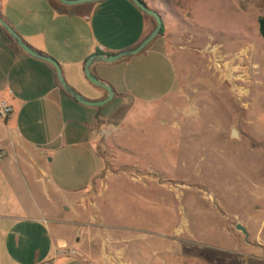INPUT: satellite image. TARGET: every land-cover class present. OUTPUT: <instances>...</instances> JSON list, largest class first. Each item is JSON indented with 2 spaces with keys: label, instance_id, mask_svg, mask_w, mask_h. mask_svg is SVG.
<instances>
[{
  "label": "rangeland",
  "instance_id": "obj_1",
  "mask_svg": "<svg viewBox=\"0 0 264 264\" xmlns=\"http://www.w3.org/2000/svg\"><path fill=\"white\" fill-rule=\"evenodd\" d=\"M143 1L165 21L178 89L115 116L97 145L104 170L78 205L95 258L71 249L98 264H264L260 3Z\"/></svg>",
  "mask_w": 264,
  "mask_h": 264
},
{
  "label": "crops",
  "instance_id": "obj_2",
  "mask_svg": "<svg viewBox=\"0 0 264 264\" xmlns=\"http://www.w3.org/2000/svg\"><path fill=\"white\" fill-rule=\"evenodd\" d=\"M255 1L264 45V0ZM0 16L27 46L54 59L68 86L91 102L108 93L87 80V61L97 50L108 56L134 49L153 28L130 0L77 6L0 0ZM169 47L157 38L136 57L93 65L92 73L115 97L103 108H89L63 91L51 64L17 49L0 26V101L13 108L9 119H0V264H88L65 255L64 247L95 258L79 234L85 223L78 205L84 206L104 170L97 145L114 136V118L124 107L176 93ZM114 230L143 233L130 226Z\"/></svg>",
  "mask_w": 264,
  "mask_h": 264
},
{
  "label": "water",
  "instance_id": "obj_3",
  "mask_svg": "<svg viewBox=\"0 0 264 264\" xmlns=\"http://www.w3.org/2000/svg\"><path fill=\"white\" fill-rule=\"evenodd\" d=\"M61 4L65 6H77L81 4H88V3H99L103 0H58ZM143 14L146 16L152 17L155 22L156 26L154 30L150 33V35L136 48L130 49L118 54L113 55H94L91 57L86 65H85V76L87 80L94 85L95 87L101 88L105 90L108 93V96L106 99L99 101V102H91L85 98H83L81 95L76 93L74 90H72L68 84L66 83L62 69L60 65L52 58L47 57L45 55H41L31 49L29 46H27L21 37L8 25L0 16V26L6 31V33L13 39L15 44L26 54L31 56L32 58L39 59L42 61H45L49 64H51L57 73L58 81L62 87V89L75 101H77L79 104L89 107V108H103L107 104H109L115 97V92L113 88L103 82H101L93 73H92V67L93 65L97 63H106V64H113L118 61L136 57L143 53L161 34L162 28H163V20L161 16L154 10L150 9L142 0H130ZM232 137H237V132L235 130L232 131ZM236 229L240 232H242L246 238L248 237V233L244 227L241 225H238Z\"/></svg>",
  "mask_w": 264,
  "mask_h": 264
},
{
  "label": "built area",
  "instance_id": "obj_4",
  "mask_svg": "<svg viewBox=\"0 0 264 264\" xmlns=\"http://www.w3.org/2000/svg\"><path fill=\"white\" fill-rule=\"evenodd\" d=\"M12 114H13V108L8 104V102L6 100H1L0 101V119L1 120H7L10 118V116ZM61 250L65 255H67L69 257H78L88 264H98V263L88 261L82 255H80L79 253H77L75 250H73L71 248L64 247Z\"/></svg>",
  "mask_w": 264,
  "mask_h": 264
},
{
  "label": "trees",
  "instance_id": "obj_5",
  "mask_svg": "<svg viewBox=\"0 0 264 264\" xmlns=\"http://www.w3.org/2000/svg\"><path fill=\"white\" fill-rule=\"evenodd\" d=\"M142 2H144V1L142 0ZM146 18L149 19L150 22L152 23V25H153L152 31H153L154 28H155V26H156V22H155V20H154L152 17H149V16H146ZM6 34H7V33H6ZM164 34H165V27H164V25H163V28H162V31H161V34H160L159 37H163ZM7 35H8V34H7ZM8 38L10 39V42H11V43H12L17 49H19L18 46L15 44V42L13 41V39H12L9 35H8ZM135 48H136V47H135ZM100 54L104 55V53L101 52V51H99V50H97L96 53H95V55H100ZM57 84L60 86V83H59V81H58V77H57ZM63 91H64V90H63ZM64 92H65V91H64ZM97 154H98L99 157H101V158H105V157H104V153L101 152L100 150L97 151Z\"/></svg>",
  "mask_w": 264,
  "mask_h": 264
}]
</instances>
